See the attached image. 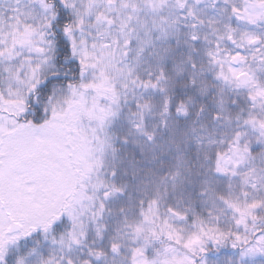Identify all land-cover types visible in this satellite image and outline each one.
<instances>
[{"label":"snow or ice","instance_id":"6c2138e0","mask_svg":"<svg viewBox=\"0 0 264 264\" xmlns=\"http://www.w3.org/2000/svg\"><path fill=\"white\" fill-rule=\"evenodd\" d=\"M0 264H264V0H0Z\"/></svg>","mask_w":264,"mask_h":264}]
</instances>
